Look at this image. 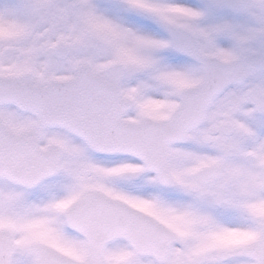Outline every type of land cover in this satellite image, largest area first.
<instances>
[{"label":"snow or ice","instance_id":"1","mask_svg":"<svg viewBox=\"0 0 264 264\" xmlns=\"http://www.w3.org/2000/svg\"><path fill=\"white\" fill-rule=\"evenodd\" d=\"M0 264H264V0H0Z\"/></svg>","mask_w":264,"mask_h":264}]
</instances>
